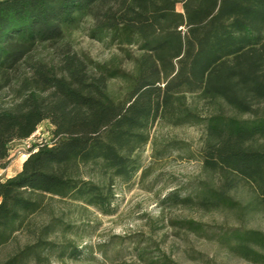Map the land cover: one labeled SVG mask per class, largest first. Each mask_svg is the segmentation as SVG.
Segmentation results:
<instances>
[{
  "label": "trees",
  "instance_id": "trees-1",
  "mask_svg": "<svg viewBox=\"0 0 264 264\" xmlns=\"http://www.w3.org/2000/svg\"><path fill=\"white\" fill-rule=\"evenodd\" d=\"M80 30L117 52L98 61L74 51L70 37ZM40 46L52 49L48 58L33 54ZM116 81L122 87L112 92ZM0 82L14 95L0 104V162L42 121L52 135L0 179V264L61 257L69 245L46 239L52 222L14 246L43 197L109 212L110 185L85 178L82 168L130 179L157 121L203 126L199 155L208 175L163 201L264 213V0H0ZM244 186L246 201L232 193ZM220 242L264 264L263 231L233 228Z\"/></svg>",
  "mask_w": 264,
  "mask_h": 264
},
{
  "label": "rangeland",
  "instance_id": "rangeland-1",
  "mask_svg": "<svg viewBox=\"0 0 264 264\" xmlns=\"http://www.w3.org/2000/svg\"><path fill=\"white\" fill-rule=\"evenodd\" d=\"M70 43L74 51L85 52L98 61L108 60L117 52L81 30L71 34ZM52 52L40 46L33 54L48 58ZM121 87L118 81L110 86L112 92ZM13 96L12 88L0 82V104L11 103ZM50 129V123L44 120L28 138L13 140L8 157L0 162L4 163V167L0 165V179L21 168L33 144L50 141ZM203 130L202 125L155 122L149 129L148 142L138 152L140 168L130 179L101 176L96 166L82 168L85 178L110 185L113 197L109 212L45 195L41 210L30 217L28 229L17 235L14 246L31 242L41 226L52 222L54 232L46 239L69 247L61 257L51 254L49 264H256L228 251L220 238L237 227L264 232V213L203 210L163 201L171 191L188 193L199 180L208 178L199 155ZM248 191L244 186L232 193L246 201ZM190 220L198 223V229L188 227Z\"/></svg>",
  "mask_w": 264,
  "mask_h": 264
}]
</instances>
